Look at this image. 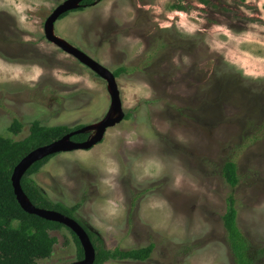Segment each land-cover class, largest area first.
Returning <instances> with one entry per match:
<instances>
[{
    "label": "rangeland",
    "instance_id": "1",
    "mask_svg": "<svg viewBox=\"0 0 264 264\" xmlns=\"http://www.w3.org/2000/svg\"><path fill=\"white\" fill-rule=\"evenodd\" d=\"M63 1L0 0L4 137L21 140L38 120L82 125L93 138L116 116L107 80L45 36ZM54 33L112 72L126 68L116 76L123 119L91 149L57 153L32 175L50 199L79 203L106 248L154 244L145 261L104 264H236L222 219L230 193L252 252L264 247V0H97ZM228 159L236 187L222 176ZM51 233L42 262L77 261L69 229Z\"/></svg>",
    "mask_w": 264,
    "mask_h": 264
},
{
    "label": "trees",
    "instance_id": "2",
    "mask_svg": "<svg viewBox=\"0 0 264 264\" xmlns=\"http://www.w3.org/2000/svg\"><path fill=\"white\" fill-rule=\"evenodd\" d=\"M96 1L83 0L78 9L91 6ZM203 1L207 2V0ZM68 13L70 11L62 14L59 19ZM125 71V67H119L113 73L115 76H119ZM22 127V122L16 118L9 126V130L18 134ZM81 128H83L82 125L75 127L67 125L46 126L36 120L30 124L28 135L21 140L0 135V264H45L42 261L52 255L57 237L51 232L66 226L26 212L16 198L11 179L12 173L15 166L31 151L56 142L70 132ZM260 130L264 133V127ZM89 137L88 132H82L75 134L71 139L82 142ZM54 155L35 162L21 178L23 191L30 202L36 207L54 210L76 219L87 231L95 247L96 259L94 264H104L110 260L145 261L149 259L154 244L130 249L119 247L108 249L104 246L101 236L92 231L87 223L77 216L76 213L80 208L79 203L66 205L49 198L32 175L38 173ZM222 176L231 187H236L239 184L236 160L228 159L225 161L222 167ZM237 218L236 198L233 193H230L226 199V209L222 217L229 246L236 264H255L257 259L264 256V247L258 248L256 253L252 252L248 238L238 226ZM69 231L76 244V258L81 260L84 257L81 243L75 233L70 229Z\"/></svg>",
    "mask_w": 264,
    "mask_h": 264
},
{
    "label": "water",
    "instance_id": "3",
    "mask_svg": "<svg viewBox=\"0 0 264 264\" xmlns=\"http://www.w3.org/2000/svg\"><path fill=\"white\" fill-rule=\"evenodd\" d=\"M82 1L83 0H64L61 4H59L45 21V36L49 41L55 43L63 51L73 55L82 64L87 66L89 69H91L103 79L107 80L109 89L111 91L112 112L115 113L116 116H108L105 119L101 120L96 126L97 130L95 136L93 138H88L86 141L76 142L71 139L72 136H74L75 134L85 132V130L81 128L70 132L69 134L65 135L56 142L36 148L35 150L31 151L28 155H26L15 166L11 178L16 198L21 207L26 212L30 214H35L46 220L59 222L70 230H72L78 237L83 248L84 257L83 259L77 260L70 264L95 263L96 251L90 236L88 235L84 227L76 219L54 210L34 206L23 191L21 185V178L35 162L42 160L47 156L65 151L91 149L97 143L102 141L106 130L110 126H113L115 123L120 122L124 117L122 102L119 97V91L116 85V76L114 75V73L107 67L102 65L100 62L90 57L86 52L76 46L71 45L65 39L57 36L54 33L55 23L60 18V16L66 12L78 9L81 6Z\"/></svg>",
    "mask_w": 264,
    "mask_h": 264
}]
</instances>
